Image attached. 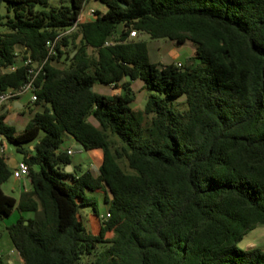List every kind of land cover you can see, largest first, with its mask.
<instances>
[{"label":"trees","instance_id":"1","mask_svg":"<svg viewBox=\"0 0 264 264\" xmlns=\"http://www.w3.org/2000/svg\"><path fill=\"white\" fill-rule=\"evenodd\" d=\"M88 1L0 0V91L27 79L23 57L42 61ZM97 1L43 61L21 128L0 112V142L16 144L30 184L3 192L0 153V217L32 212L5 226L22 264H264V247L236 245L264 223V0ZM142 33L193 53L152 61ZM133 79L148 90L138 109ZM67 136L101 149L95 172L71 163Z\"/></svg>","mask_w":264,"mask_h":264},{"label":"rangeland","instance_id":"2","mask_svg":"<svg viewBox=\"0 0 264 264\" xmlns=\"http://www.w3.org/2000/svg\"><path fill=\"white\" fill-rule=\"evenodd\" d=\"M48 4L56 5L58 4V0H48ZM38 6L39 5H37L36 7ZM85 6H91L94 9L98 10H103L105 8L104 4L97 0H89L85 4ZM5 13V5L3 2H0V14ZM0 30H4V27L0 26ZM139 37L146 41V44L148 46L149 59L152 61H160L163 63L168 61H178L180 63H184L188 60V56L193 53V47L188 40H185L183 43H176L166 38H150L146 33L140 34ZM93 89L101 93H110L112 91L110 85L101 83L94 84ZM130 91L133 94V98L129 102L131 108H142L145 94L148 92V90L142 86V81L140 79H133L130 83ZM18 97L22 100V110L25 114L24 117H26L29 114L28 108H34L35 106L29 101V92H23ZM15 126L17 128L21 127L17 123H15ZM3 143L5 144V155H10L15 161L21 159L22 154L21 152L16 150L15 143L8 142L5 139H3ZM69 146L73 150L71 154V158L73 161L79 162L80 165H83V163H87V161L89 160V155L86 150L79 148L77 143L73 139H69ZM98 165L99 159L91 162V164L87 167L91 171L95 172ZM8 166L12 173L4 182L1 183V189L3 190V192L17 198L19 195V191L22 187V183L24 184V186H29V182L28 179L25 177H22V179L19 178L18 180H15V176L13 175V166L11 164H9ZM93 196H95L96 211L99 213H104L105 204L101 200L100 196L95 193L93 194ZM20 213L24 214L25 216L32 215V212L27 211H23ZM79 213L83 219V223L86 229L94 232L96 228V218L93 214L92 206H80ZM18 214L19 211L13 208L8 215L0 217V254L4 257H12L14 259V264L20 263L18 260V255L16 253H8L10 241L7 236L5 226L13 222L18 216ZM236 245L240 248H245L249 246L264 247V223L257 224L254 227L248 229L236 242Z\"/></svg>","mask_w":264,"mask_h":264},{"label":"built area","instance_id":"3","mask_svg":"<svg viewBox=\"0 0 264 264\" xmlns=\"http://www.w3.org/2000/svg\"><path fill=\"white\" fill-rule=\"evenodd\" d=\"M93 11H94L93 7H87V9H86V12L88 14H92ZM82 12H83V9L79 12L77 17L71 22V24L65 30H62L61 32L56 34L52 39H48L45 41L46 56L44 57V59L42 61H32L29 56L23 57V59L21 60V63L27 66V71H28L27 79L16 88H7L5 90L0 91V108L2 106H6L8 104L11 105L12 101L15 100L23 92H29V101H32L35 99V94L33 92V89H34L33 79H34L35 75L39 71L43 61L50 54H53L55 52L54 51V44L57 41V39L59 38V36L62 33L72 31L76 28L77 23L80 20V16H81ZM133 35H135V31L133 29L129 30L128 36H133ZM104 43H107V41H104ZM177 64H178V62H177ZM15 66H16V63H11L6 67V69L12 70L15 68ZM4 150H5V144L3 143V141H1L0 142V153L3 156H5ZM66 152L70 154L72 152V150L70 148H67ZM15 170H17L19 173L26 175L27 174L26 163L22 160L18 161L16 164ZM107 215H108V212L100 213V216L102 218L106 217ZM10 251H13V250L11 249Z\"/></svg>","mask_w":264,"mask_h":264},{"label":"crops","instance_id":"4","mask_svg":"<svg viewBox=\"0 0 264 264\" xmlns=\"http://www.w3.org/2000/svg\"><path fill=\"white\" fill-rule=\"evenodd\" d=\"M87 7H91V6H87ZM87 7L85 6V8L83 9V12H82V14L80 16V19L83 18V17H85V16H87V15H89L86 12ZM22 105H23L22 104V100L18 97L15 100L12 101V104L11 105L8 104L6 106H2L0 108V112H3V114H4V120L5 121H8V122H11L13 124L17 123L19 126H22L23 119L24 118H27L30 115V113H29L26 117H24L25 114H24V111L22 110ZM19 128H21V127H19ZM19 128H17V129H19ZM69 139H73V138L71 136H67L68 144H69ZM29 148H31V145H29ZM68 148L71 149V147L69 145H68ZM86 151L88 152V155H89V160L87 161V163H83V165H80L79 162L73 161L72 158H71V163L74 166H76L77 164H79L81 168H85V167L88 168L87 166L90 165L91 162H93L95 160H98V159H99V163H100V161H101V155H102V152H101V149L100 148L86 149ZM72 152H73V150H72ZM72 152L69 154L70 157H71ZM20 160L21 159L15 161L10 155H8V154L5 155V162H6L7 166L9 164H11L13 166V175L15 176V180H18L19 178L22 179V177H25V178L28 179V176L27 175H24L22 173H19L17 170H15L16 164ZM70 168H71V165H70ZM28 182H29V179H28ZM21 186L22 187H21L20 191L28 189L30 187V184H29V186H24V184L22 183ZM20 214H22V213H20ZM22 215H24V214H22ZM11 249L13 251H10ZM8 253H16L18 255L17 251L11 246V244L9 246ZM7 260L9 262H11L12 264H14V259L12 257L8 256L7 257ZM18 260H19V263L22 264V261H21L19 255H18Z\"/></svg>","mask_w":264,"mask_h":264},{"label":"water","instance_id":"5","mask_svg":"<svg viewBox=\"0 0 264 264\" xmlns=\"http://www.w3.org/2000/svg\"><path fill=\"white\" fill-rule=\"evenodd\" d=\"M73 53V51L71 52V54ZM129 78V75H126V79H128ZM65 170H70V165H69V163L68 164H66L65 165Z\"/></svg>","mask_w":264,"mask_h":264}]
</instances>
